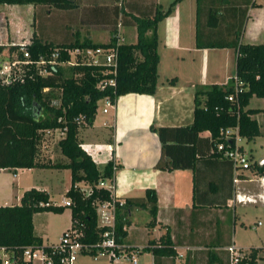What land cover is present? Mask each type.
Returning a JSON list of instances; mask_svg holds the SVG:
<instances>
[{"label":"crops","instance_id":"0c3cea01","mask_svg":"<svg viewBox=\"0 0 264 264\" xmlns=\"http://www.w3.org/2000/svg\"><path fill=\"white\" fill-rule=\"evenodd\" d=\"M171 1L75 0L76 7L71 10H53L49 9L51 7L38 5H11L8 8L13 9H9L11 15L24 17L20 18L21 22L31 18L33 29L28 27L25 31L26 42L35 34L55 43H69L76 39L82 41L89 38L94 43L105 44L111 38V31L116 29L118 43H125L119 35V29L124 27L134 30V33L130 34V41L127 42L134 44L137 34L133 26V16H149L156 5L166 8ZM187 1L190 0L177 3L172 13L158 23L159 61L155 94L151 96L130 93L117 98L114 107L104 113L108 115V119L102 124L105 129L103 137L105 145L101 149L95 143H91L89 128L79 133L82 148L92 157L100 170L111 159L117 166L112 178L113 193L117 200L143 197L147 189H153L156 194L155 225L147 226L151 220L147 209L131 207L126 213V224L123 227L126 235L121 244L122 247L130 248L124 252L129 261L110 259L107 260V264H230L227 251L229 246L243 252L249 251L250 248H264L262 245L257 246L261 240L256 239V243L254 240L251 241L254 236L245 230L247 226L243 220L247 210L254 212L256 218L264 219V205L261 203L243 205L234 202L237 194L261 193L257 170L250 168L251 174H248V170L236 172L231 162L212 153L213 146L208 131L199 133L193 143L195 148L193 169L171 172L155 169L161 156V144L157 134L151 131V127L189 126L193 121L196 89L212 84H226L214 80H218L225 73L224 80L228 82L231 71L227 65L232 60L235 65V51L232 48L196 47V0H193V5ZM203 2L205 15L202 22L205 23L208 8H215L219 17L222 16L216 27L203 28L201 34L203 39L231 40L235 33L239 32L240 41L243 43L258 44L263 41V2L221 0L220 7H217L220 0ZM26 23L31 25L29 22ZM19 30L14 33L15 42L21 41ZM102 34H105L104 41L96 39ZM230 51H234V54ZM172 78H175V82L169 84L168 81ZM254 98L256 97L249 101L247 108L260 111L252 115V118L259 125L258 137H264V112L261 111L263 101L256 100L253 102L254 105L250 106ZM111 121L112 125L109 126ZM258 137L251 140L252 143H255ZM251 141L242 138L240 146L244 152L246 149L243 143ZM263 145L264 143L260 146ZM249 148L252 153L253 148L251 146ZM250 156L252 157L251 154ZM253 163L255 162L251 164ZM256 164L263 166L264 160L260 159ZM19 170L32 172L49 169ZM53 171L59 172L60 175L66 173L70 180L69 170ZM69 186L63 190L61 201H65L64 194ZM31 188L46 191L51 203L64 205V201L61 204L57 201L50 186ZM139 215L144 217L141 224L138 223ZM261 226H264V221L257 220L253 222L251 228L255 230ZM167 232L175 252L174 256L154 258L149 244ZM34 234L42 240V236L35 232V228ZM241 234L244 235L243 239L239 238ZM52 243L54 242L42 241V244L46 245ZM131 257H134L135 263ZM79 258L80 256L76 264H83Z\"/></svg>","mask_w":264,"mask_h":264},{"label":"trees","instance_id":"16d2710c","mask_svg":"<svg viewBox=\"0 0 264 264\" xmlns=\"http://www.w3.org/2000/svg\"><path fill=\"white\" fill-rule=\"evenodd\" d=\"M180 1L173 0L166 8L156 5L153 13L146 17L133 16L137 34L134 44H116V29L111 31V38L105 44L94 43L89 38L55 43L35 34L25 43L34 60L39 56L49 57L53 51L59 50L60 61L63 62L69 59L68 50L116 46V73L105 75L103 73L107 68L104 66L77 62L69 67H54L44 76L32 72L23 82L0 85V170L67 169L70 172V186L64 194L69 201L68 206L51 203L46 191L35 188L25 190L19 204L0 206V247L11 256L16 258L26 246L42 245L41 238L34 234L35 214L62 213L65 208L70 210L71 229L83 233L80 240L82 243L100 242L105 228L97 226L96 205L111 200V192L98 187V184L107 180L112 183L114 162L109 160L100 170L82 148L79 133L93 125L98 101L107 98L115 105L117 98L122 95L155 94L159 61L157 26ZM202 3L203 0H196L195 45L200 49H234V76L226 84H212L196 89L193 121L189 126L151 127L161 144V156L155 165L159 171L193 169V143L199 133L204 131L210 133L212 146L220 141V131L227 128L237 127L240 137L246 141L260 135L259 125L252 118V115L260 111L247 107L249 101L256 97L263 101L261 111L264 112V32L263 41L258 44L241 42L239 32L231 40L217 38L207 41L201 36L203 28L216 27L220 17L218 10L208 8L205 23L202 22L205 15ZM0 5H38L53 10H71L76 7L75 0H0ZM16 45H10L8 52ZM5 49L6 46L0 44V56ZM108 78H113L114 86L99 89L97 84ZM234 78L241 82L237 93L234 92ZM174 82L175 78L168 81L169 84ZM231 95L233 100L229 101ZM57 129L65 130L57 141L63 160L44 161L38 153L43 133ZM250 168L257 170L258 177L264 176V165L258 166L255 162L248 166ZM81 184L88 188L87 192L81 188ZM131 207L147 209L151 217L147 226L153 227L157 212L155 191L147 189L143 197L127 198L121 205L116 202L115 235L119 245L126 235L123 227L126 224V213ZM149 245L154 258L174 256L168 232ZM262 250L264 248H250L237 264H259L258 254Z\"/></svg>","mask_w":264,"mask_h":264},{"label":"built area","instance_id":"2783aa9c","mask_svg":"<svg viewBox=\"0 0 264 264\" xmlns=\"http://www.w3.org/2000/svg\"><path fill=\"white\" fill-rule=\"evenodd\" d=\"M116 38V44H118L119 37L116 35ZM67 54L69 55V59L66 62L60 61L59 50L53 51L49 57L39 56L34 60L25 43L17 44L11 52H8L9 59L3 61L4 59L0 56V85L18 81L23 82L24 78L30 76L32 72L44 76L49 73L48 70L54 67H69L77 62L89 66H104L107 68L103 73L105 75L112 76L116 73V46L108 48H75L68 50ZM113 81V78L102 80L97 84V87L102 90L107 86H114ZM240 85L241 82L234 78L233 86L235 93L240 91ZM103 100L105 107L102 109V112L106 113L108 108L112 109L114 107V104L107 98ZM228 100H233V95L229 96ZM55 132H59L62 137L65 130H47L44 133L53 134ZM219 139L220 141L214 143L212 153L231 162L236 172L248 169L250 163L240 146L242 138L238 133V128L233 127L221 130ZM115 170L116 165L114 164L113 171ZM258 181L262 189L261 193L256 195L237 194L234 202L243 205L258 203L264 205V176L258 177ZM98 187L108 189L111 192V200L96 205L97 226L105 228L99 243H82L80 241L83 236L82 231L70 228L52 244L24 247L21 254L16 258L0 247L1 263L5 259V264H76L78 257L84 253L95 258L106 254L113 261L129 259L124 252L125 249L130 248L117 244L115 235L116 202H119V205H121L123 201H118L114 197L113 184L110 180L100 182ZM64 205L68 206L69 201L65 200ZM227 251L230 264H237L245 253L234 246H229ZM91 252H94V254ZM131 258L132 262L135 263L134 257Z\"/></svg>","mask_w":264,"mask_h":264},{"label":"rangeland","instance_id":"374dc122","mask_svg":"<svg viewBox=\"0 0 264 264\" xmlns=\"http://www.w3.org/2000/svg\"><path fill=\"white\" fill-rule=\"evenodd\" d=\"M173 1V0H172ZM171 1V2H172ZM264 3V0H259ZM170 2V3H171ZM187 2H191L193 5L194 1L190 0ZM204 7V3H202ZM195 5V4H194ZM221 6V0L220 3H217V7ZM10 8H8L7 5H0V44H3L6 46V49L2 53V57L5 61V59H9L10 56H8V48L10 45H14L16 43H26V35L25 31L28 29V27L32 30L33 29V22L30 19H27V21L21 22V19H23V16L16 17L14 14L11 15ZM13 10V9H10ZM222 19V16H220V20ZM26 22L31 23L27 24ZM35 26V25H34ZM38 25L36 24V28ZM21 34V41H14V33L17 31ZM220 30V29H219ZM217 32V29L215 30ZM134 33V30L132 28H124L121 27L119 29V35L123 42L127 43L130 41V34ZM18 33V34H19ZM217 34V33H216ZM110 35V33H109ZM107 37V36H106ZM103 40L105 39V34H102L100 37L96 38ZM240 39V38H239ZM231 54L234 51H230ZM234 54V53H233ZM234 60L230 61L229 65V71H231L229 74V78L231 79L234 76ZM227 64V62H226ZM225 66V65H224ZM227 67V68H228ZM226 77L225 73L223 76L214 81H218V83H227L226 80H224ZM199 88V87H198ZM256 100H259L257 98H254L253 101H251L250 106L254 105L253 102ZM105 107V102L103 100H100L97 102V109H96V117L93 122V128L88 127L84 130H89V134L91 136V143H95L98 148H102V146L105 145L103 141V137L105 134V129L102 127L103 122L105 119H108V115L104 114L102 112V109ZM111 108H108L110 110ZM112 125V121L109 123V126ZM91 128V129H90ZM107 134V133H106ZM109 135V134H108ZM61 137L59 132H55L53 134H46L44 133L42 136V139L40 141V144L38 146V153L40 159L44 161H59L63 160V157L60 154V151L57 147V141ZM92 143V144H93ZM264 143V137H258L255 141V143L244 142L243 145L246 149V156L248 158V162L251 164L252 162L258 163L260 159L264 160V145L260 146ZM253 148L252 153L250 152V148ZM252 155V157L250 156ZM248 170V174H251L250 169ZM250 170V171H249ZM16 174V176H14ZM60 175L59 172L53 171V170H34V171H27V170H19L16 169V172L13 171V169H1L0 170V206H12L19 204V195L23 193L24 190L30 189L33 186H50L52 193L56 196L57 201L60 202V204L64 201H61V196L63 190L70 185L69 177H67L65 174ZM81 188L87 192L88 188L84 186L83 184L80 185ZM66 200V199H65ZM250 207V206H249ZM253 207V206H252ZM241 211V210H240ZM250 210H247V215H245V224L247 232H250L252 236H254V242L256 243L257 240H261L262 242L257 243V246H263L264 247V226L258 227L257 229L253 230L251 227L253 225V222H256L257 220L264 221L263 218H256L254 212H251ZM142 215L138 217V223L141 224ZM33 223L35 232L42 236L43 243L48 242H55L58 240V238L66 232V230L71 228V220H70V210L69 208H65L62 213H37L33 216ZM258 233H260L258 235ZM239 238L243 239L244 235H240ZM257 239V240H256ZM263 243V244H262ZM95 257L89 255V254H81L79 260L83 264H96V263H102L107 264V260L110 261V258L103 254L101 256ZM95 260H97L95 262ZM118 261L122 262H128V259H119ZM258 263L264 264V250L260 251L258 254ZM2 264H5V259L2 260ZM128 264V263H125Z\"/></svg>","mask_w":264,"mask_h":264}]
</instances>
